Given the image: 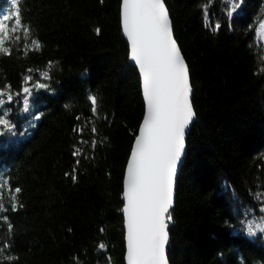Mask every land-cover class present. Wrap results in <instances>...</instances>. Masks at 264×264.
Masks as SVG:
<instances>
[{"label": "trees", "instance_id": "16d2710c", "mask_svg": "<svg viewBox=\"0 0 264 264\" xmlns=\"http://www.w3.org/2000/svg\"><path fill=\"white\" fill-rule=\"evenodd\" d=\"M236 2L165 0L197 114L171 210L170 264H264V235L247 231L264 216V198L256 199L264 193V0H242L229 16ZM121 5L20 0L22 25L5 22L0 40L11 52L0 53V116L16 127L0 136L8 181L0 200L7 206L21 192L16 209L0 214V264H124L125 170L145 104ZM9 11L12 0H0V19ZM25 87L34 97L29 116ZM89 95L98 97L95 116Z\"/></svg>", "mask_w": 264, "mask_h": 264}, {"label": "snow or ice", "instance_id": "6c2138e0", "mask_svg": "<svg viewBox=\"0 0 264 264\" xmlns=\"http://www.w3.org/2000/svg\"><path fill=\"white\" fill-rule=\"evenodd\" d=\"M19 2L20 0H12L14 11L2 15L0 33L5 30V22L13 17V31L22 25ZM241 3L242 0H237L228 15L236 13ZM202 11L208 15L205 9ZM220 27L219 23L215 24L217 30ZM122 31L130 42V59L138 66L142 76L143 96L146 101V115L135 138L124 181L123 197L126 204L123 213L127 224V264H169L166 250L169 244V225L173 220L171 210L174 204L177 167L185 153L186 132L196 117L192 101L193 86L188 64L173 35V21L165 0H122ZM96 32L99 34L100 29L97 28ZM25 34L27 35V30ZM32 43L36 49L41 47L38 40H33ZM10 52V48L4 47L3 40H0V53ZM26 79L31 80V77ZM7 87L10 89V86ZM35 87L43 89L48 85L37 83ZM23 92L29 97L32 96L28 87ZM4 95V91L0 89V97ZM7 100L11 102L12 95H7ZM88 100L95 116L98 113V97L89 95ZM3 103L0 100V106ZM23 104L25 111H28L29 99H25ZM0 125L3 126L0 136L13 133L16 127L2 116ZM74 131L82 132L83 128ZM91 131L95 133L97 129L93 126ZM91 147H96L94 141ZM80 155L82 151L77 148L73 156ZM79 163L76 160V165ZM75 171L74 167V182ZM7 183L6 179L0 178V191H3V186ZM20 192L19 187L14 189L7 206L0 200V214L6 213L9 208L16 209L15 194ZM262 198L264 193L257 194L256 199ZM260 212L264 213V207L260 208ZM4 218L7 219L6 215ZM247 231L250 235H264V216L260 217L259 223H250ZM99 247L104 249L106 245L101 243ZM3 252L4 248L0 247V255ZM3 259L12 261L16 257L4 255Z\"/></svg>", "mask_w": 264, "mask_h": 264}, {"label": "water", "instance_id": "95a60500", "mask_svg": "<svg viewBox=\"0 0 264 264\" xmlns=\"http://www.w3.org/2000/svg\"><path fill=\"white\" fill-rule=\"evenodd\" d=\"M120 13H121V24H122V5H121V11H120ZM169 14H170V12H169ZM122 35L124 36V38H125V40H126V42H127V44H128V47H129V50H130V42L128 41V39H127V37L124 35V33H123V31H122ZM174 35V38H175V34H173ZM176 39V38H175ZM180 47V46H179ZM182 53V52H181ZM130 54V53H129ZM185 58V57H184ZM129 59H130V56H129ZM130 61H131V63H132V65L136 68V70H138V73H139V75H140V81H141V84H142V76H141V74H140V72H139V69H138V66L135 64V62L134 61H132L131 59H130ZM186 61V60H185ZM189 74H190V70H189ZM190 81H191V83H192V79H190ZM141 93H143V86H142V88H141ZM193 95H194V90H193ZM143 98H144V96H143ZM192 99H193V97H192ZM144 103L146 104V101H145V99H144ZM146 115V107H145V111H144V115L143 116H145ZM196 118H197V114H196V117L194 118V120H193V122H192V124L189 126V128H188V130H187V132H186V147H185V153H184V155H183V157L181 158V162H180V164L178 165V167H177V174H176V181H175V191H174V204H173V208L175 207V204H176V200H177V189H178V179H179V176H180V173H181V167L183 166V164L185 163V158H186V155H187V151H188V148H187V140H188V135H189V133L191 132V128L193 127V123L196 121ZM142 122H143V120H142ZM142 122H141V124H140V126L139 127H141L142 126ZM138 133H139V131H138ZM138 135V134H137ZM134 145H135V141H134V144H133V146H132V149L134 148ZM132 149H131V151H132ZM129 160H130V157H129V159H128V161L127 162H129ZM126 176H127V167H126V170H125V178H124V181L126 180ZM126 204V201H125V199H124V205ZM172 208V209H173ZM123 220H124V230L126 231V235H125V243H126V250H125V259H124V264H127V224H126V216H125V214L123 213ZM170 238V237H169ZM169 243H170V241H169ZM168 247H169V244H168V246H167V252H168ZM167 255H168V253H167ZM168 259H169V257H168ZM170 264V263H169Z\"/></svg>", "mask_w": 264, "mask_h": 264}, {"label": "rangeland", "instance_id": "374dc122", "mask_svg": "<svg viewBox=\"0 0 264 264\" xmlns=\"http://www.w3.org/2000/svg\"><path fill=\"white\" fill-rule=\"evenodd\" d=\"M261 29L263 30V33H262V35H260L261 36V38L264 40V27H261ZM26 99H29V101H30V104H29V110L28 111H24V114L26 115V116H29V114H34L33 113V111L35 110L34 109V106H33V102H34V97L33 96H31V97H29L28 95H26ZM25 110V109H24ZM2 118H4V117H2ZM195 123V122H194ZM193 123V124H194ZM1 128H2V125H0V131H1ZM190 134V133H189ZM188 141V140H187Z\"/></svg>", "mask_w": 264, "mask_h": 264}, {"label": "bare ground", "instance_id": "6f19581e", "mask_svg": "<svg viewBox=\"0 0 264 264\" xmlns=\"http://www.w3.org/2000/svg\"><path fill=\"white\" fill-rule=\"evenodd\" d=\"M260 30V35H262V33H263V30L260 28L259 29ZM183 55V54H182ZM129 56H130V54H129ZM185 57V56H184ZM187 63V62H186ZM132 64V63H131ZM136 69V68H135ZM189 70H190V68H189ZM138 71V70H137ZM140 76V75H139ZM141 88H142V84H141ZM143 94V93H142ZM143 96V95H142ZM194 96V95H193ZM192 101H193V99H192ZM143 102H144V98H143ZM145 104V103H144ZM145 107H146V104H145ZM193 107H194V102H193ZM195 110V109H194ZM144 111H145V109H144ZM197 119V118H196ZM192 129V128H191ZM187 156V155H186Z\"/></svg>", "mask_w": 264, "mask_h": 264}]
</instances>
